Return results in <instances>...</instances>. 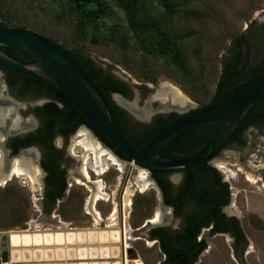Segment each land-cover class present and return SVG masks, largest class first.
<instances>
[{"label": "rangeland", "instance_id": "1", "mask_svg": "<svg viewBox=\"0 0 264 264\" xmlns=\"http://www.w3.org/2000/svg\"><path fill=\"white\" fill-rule=\"evenodd\" d=\"M65 1L0 0V18L4 19L6 16L13 26L26 25L28 30L90 54L98 64L132 88L130 97L117 99L124 103L125 108L127 102L147 111L146 115L132 111L136 121H146L149 115L158 113L157 101L167 104L170 94L168 92L171 90L189 101L188 109L207 104L220 79L223 60L230 54L234 40L242 34L246 36L244 42L247 41L250 48L253 44L247 68L254 67L264 57V45L255 43L253 38L254 30L260 23L259 17H264V0H174L176 12L173 16V31L178 38L179 49L186 59V70L143 52L135 43L127 28L124 13L114 0H106L109 3L107 15L100 20L97 28H90L84 36L77 33L74 17L66 15L58 18ZM165 3L166 0H144V9L151 16L158 18L166 9ZM4 77L1 70L0 80ZM2 85L0 83V97H4V100L9 98L11 101L5 105V114L13 109L16 115L12 117L9 114V118L32 121L34 125L30 131L36 130L37 117L32 109L47 102L48 98L36 97L33 93L19 97L16 92L13 94L4 87L3 82ZM82 128L91 134L87 127L81 126L69 137V147L80 157L74 160V166L69 170V180L73 182L69 197L63 202H58L52 214L57 215V218H40L38 198L41 197V178L32 182L23 177L24 175L12 176L4 184H0V231H100L119 229L123 221L129 236L126 241L133 249L131 257L135 260L140 258L144 264H157L164 256L159 244L148 237L149 229L153 226H143L148 220L170 210L162 208L161 195L149 177L148 170L144 167L136 168V163L129 161L122 163L121 169L118 165L111 164L105 173L97 174L93 168L95 160L91 155L89 158L85 149L77 144V134ZM56 140L60 141V137L57 136ZM245 141L243 147L234 150L232 159L220 158L217 165L231 187L232 197L227 207L236 211L246 235L247 245L245 249L235 251L228 235H212L207 238L208 247L201 253L196 264H264V183L259 178L260 174L255 172L257 169H264V132L251 129L246 132ZM101 146L104 147L102 144ZM104 148L112 153L110 149ZM30 150L36 152L35 147ZM87 158L91 183L80 176ZM35 163V167L39 169L38 162ZM140 170L146 171L149 178L145 182L144 190H141L139 185ZM126 174L127 178L124 179ZM250 175L253 179H248ZM98 188L104 193V198L95 202L94 196ZM127 195L131 198L130 204L126 201ZM115 207L117 212L113 216ZM94 211L101 214L99 219ZM56 220H61L64 224L61 225ZM173 222V219L169 220L172 227L175 225ZM97 243L99 241L70 245H21L12 246L10 250H19L23 255L25 249L31 252L46 248L67 250L80 245L98 247L100 244ZM1 249L2 261L5 262L8 260L5 235L2 236ZM134 259H127V264H134ZM42 260L28 261L21 256L20 261L11 263L76 264L92 261L105 264L113 258L68 259L65 251L61 260ZM66 261L67 263H64Z\"/></svg>", "mask_w": 264, "mask_h": 264}, {"label": "trees", "instance_id": "2", "mask_svg": "<svg viewBox=\"0 0 264 264\" xmlns=\"http://www.w3.org/2000/svg\"><path fill=\"white\" fill-rule=\"evenodd\" d=\"M114 1L122 9L127 28L131 32L135 43L143 52L162 58L166 62L176 65L182 70L187 69L186 59L179 49V41L173 31V16L176 12L174 0H166V9L158 18L151 16L145 11L144 0ZM108 5L109 3L106 0H66L62 10L58 13V18H62L66 15L74 17L76 19L77 33L80 36H84L90 28H97L99 26L100 20H103L107 15ZM10 21L11 20L6 16L4 19L0 18L1 25L27 29L25 27L26 25L22 24L13 26L10 24ZM261 30L264 34V27ZM47 37L65 50L97 85L106 99L114 126L133 146L140 147L144 145L160 129L185 115H178L172 112L168 115L157 116L152 125L140 123L139 126H136L135 121L128 116L126 110L112 99L113 92H118L125 97H129L132 92L131 87L125 81L98 64L90 54L80 49L69 48L53 40L51 37ZM245 37L246 36L242 34L241 37L234 40L230 48V54L223 60L222 73L211 100L207 104L191 109L186 114L209 108L221 102L223 99L249 85L264 73V57L263 60L254 67L250 69L247 68V62L250 59L252 50L247 41L244 42ZM244 46L246 47L245 50ZM1 49L11 57L19 60L33 59L31 53L24 49L12 46H1ZM3 71L9 88L16 92L19 97L33 93L36 97L48 98L47 102L43 105L34 107L32 110L33 113L41 119V122L40 126L35 131L36 133L29 134L27 140L23 142L25 145L38 142L43 144L44 148L47 149L49 148L48 143L57 133L66 136L74 132L82 124H87L91 127L85 117L74 108L71 100L62 91L42 81L11 71ZM260 114L262 117L264 116V93L256 99L243 115L236 130L238 134L237 138L242 140L241 132L243 129L250 123L259 122L261 119V117H259ZM217 125V122H209L183 130L167 149L162 152V155L174 159H194L201 157L209 149ZM92 129L106 145L114 148L102 134L94 128ZM224 135L225 131L221 133L219 140H221ZM115 150L121 157L130 160L118 149ZM49 151L51 153L54 152L52 149H49ZM50 152L47 153L50 161H45L44 166L49 171V191H51V199L54 201L57 194H60L64 189L66 182L63 176L64 172L54 164V159L51 157ZM153 171L155 173V180L166 188L164 183L165 180L162 178V174L165 170L153 169ZM185 171L189 174V172H192V168L186 169ZM205 175L206 171L202 170L200 173H197V176H194V180L192 179L193 177L191 178L189 175L186 176L189 188L197 190L198 186L207 185V177H205ZM195 182H197L198 186L195 185ZM184 189L187 188L184 187L181 191ZM210 189L213 190V186ZM171 196L170 193H166V200L169 199L168 201H172L173 198H170ZM51 208L53 207H50L47 211L48 213ZM234 222L235 224L232 225L234 232L238 236L240 235V240L238 241H246V235L240 221L235 218ZM161 238V248L169 253L168 263L180 264L176 263V261L178 260V256L182 255L183 249L175 247L173 243H169L166 237L161 236ZM198 252L196 254H198ZM195 257H197V255Z\"/></svg>", "mask_w": 264, "mask_h": 264}, {"label": "water", "instance_id": "3", "mask_svg": "<svg viewBox=\"0 0 264 264\" xmlns=\"http://www.w3.org/2000/svg\"><path fill=\"white\" fill-rule=\"evenodd\" d=\"M1 46H12L24 49L31 53L33 59L19 60L11 57L1 49ZM11 71L26 77H30L57 88L62 91L73 103L74 108L79 111L88 123L102 134L116 149L127 156L131 161L142 163L146 167L157 170H180L191 168L199 165L209 167L211 176L215 181V166L212 164L219 152L229 143L235 130L237 129L243 115L256 101V99L264 93V73L249 85L234 93L233 95L223 99L221 102L193 113L185 114L173 122L169 123L158 132H156L144 145L140 147L130 144L113 124L106 99L97 85L82 69V67L61 47L48 37L32 30L9 27L0 24V71ZM4 87L6 84L4 83ZM123 96L118 92L112 93L114 101L121 106L117 97ZM168 102V101H167ZM190 107H178L173 100L169 104L160 102L159 110L156 112L168 113L177 111L182 113ZM1 117L5 123L9 119L10 111L5 114V108H1ZM16 112L14 111V115ZM152 115H149L150 120ZM11 117V116H10ZM20 119V118H19ZM217 122L218 125L214 131L213 139L208 151L201 157L194 159H174L165 157L162 152L173 142V140L185 129L204 123ZM82 127H86L83 125ZM3 136L0 138V144L3 145V138L11 132H23L27 128L19 127L14 130L4 128ZM226 129L224 138L218 142L221 132ZM9 131V132H8ZM118 158V156H116ZM41 169V168H40ZM6 173L10 172V167L3 165ZM81 178L86 180L82 174ZM89 182V180L87 181ZM91 183V182H90ZM222 185L230 186L227 181H223ZM237 215V213L235 212ZM238 216V215H237ZM56 219V216L49 217ZM99 219V218H97ZM56 222L63 225L61 220ZM147 224L155 226V222L147 221ZM125 224L121 221L119 229L111 230H94L79 229L74 231H34V232H10L0 231V264H12L18 262L23 256L24 260H61L64 252H67V258H113L105 264H127V259L133 260V249L128 245L125 247ZM6 236L8 247V260L2 261V236ZM88 241H99L98 247L94 245H80L74 248L63 250L58 249H35L31 252L25 249L23 255L16 249L10 247L27 246V245H51V244H83ZM128 244V243H127ZM62 264V263H58ZM78 264H97L90 261L89 263ZM132 264V263H129Z\"/></svg>", "mask_w": 264, "mask_h": 264}, {"label": "flooded vegetation", "instance_id": "4", "mask_svg": "<svg viewBox=\"0 0 264 264\" xmlns=\"http://www.w3.org/2000/svg\"><path fill=\"white\" fill-rule=\"evenodd\" d=\"M259 25H257V28L254 30V40L255 43H260L261 46L264 45V34L262 33V28L264 27V17H259ZM252 44V43H251ZM251 48H253V44L251 45ZM3 71V69H2ZM4 72V71H3ZM5 76V73H4ZM2 82L6 84V88H8L11 92L12 91L7 82L6 78L0 80L1 86ZM132 91V88H131ZM122 95V94H121ZM121 97V96H119ZM130 97V96H129ZM118 98V97H117ZM123 99H126L125 96H122ZM113 99V98H112ZM114 100V99H113ZM11 102L9 98H6L4 100V97H0V110L1 108H5L6 106L3 103ZM160 106V101H157ZM125 106L120 107L124 108L128 114L129 117H131L135 121V125L139 126L140 123L146 124V125H152L154 124V120L157 118V116L160 115H168L169 113L175 112L178 115L186 114L191 109H187L186 111L179 113L177 111H171L168 113H155L152 115L150 120L146 119V121H136L135 116L133 115L132 111H135L136 113H140L141 115H146L147 111L141 108H136L130 103L128 104L125 102ZM128 104V105H127ZM43 105V104H42ZM129 108V109H128ZM136 108V109H135ZM33 110V109H32ZM11 116H14V110L11 109ZM1 113V111H0ZM37 117V128L40 126L41 119ZM17 117V116H16ZM259 117L263 119L262 115L260 114ZM3 117L0 115V120ZM19 119V118H15ZM15 119L9 118L6 122V124H2L4 122H0V138H2L3 131L5 129H2L3 127L7 128L8 124L14 125ZM259 120V122L250 123L247 125L243 131L241 132V139L238 137V134H233L232 138L230 139L229 143L219 152V154L215 157L213 161V165L215 166L216 173H215V181H213L211 176V170L209 167L204 165H199L192 168V172L189 174L186 169L190 168H184L180 170H165L162 174L163 180H165L166 188L163 187L161 183H158L154 178V171L151 168L146 167L142 163H136V168L138 167H144L149 172V177L154 182L155 186L157 187L159 194L162 198V208L169 209L168 212H163L161 215V219L158 221L159 223L149 229L148 237L151 240H154V242H157L159 244L160 250L163 254V259L160 260L157 264H169L168 258L169 253L168 251H165L161 248L162 244V238L166 237L167 241L169 243H173V245L177 248H182V255L178 256V260L176 263L180 264H196L198 261L199 256L201 253H203L207 247H208V237H211L212 235H228L233 244V248L236 250H239L241 248L245 249L247 245L246 241H238L240 240V235L238 236L234 232L233 224H235L234 219L237 218L239 220V217L235 214L234 209H229L227 206L230 203L231 200V187L222 185L223 181H227L225 179L223 171L218 167L217 161L218 159H232L234 150H237L244 146L245 144V134L248 131L254 130L257 132H264V119ZM4 121V119H3ZM240 124V123H239ZM24 127L26 126V130L23 132H11L8 133L5 138H3V145L0 144V156H2V160L4 165L9 166L11 169V165L13 164V160L17 157L21 158L24 153L29 152L28 158L31 161V163L34 165V163L38 162V167L40 170L39 178H41V197L38 198L40 200V211L41 215L40 218L46 219L52 215L53 212L57 208L58 202L65 201L71 192V187L73 186V182L69 180V170L74 166V160L77 159V157H80L76 155V153L73 151L72 148L69 147V137L74 134L77 129L83 125H86V127L89 129L90 133L96 137V139L107 149H110V151L113 153V155L116 157L118 156V159L122 163H127L131 160H127L123 157H121L117 152L116 148H111L108 145H106L96 134V132L89 127L87 124L80 125L74 132L71 134H68L64 136L63 134L57 133L52 140L48 143L49 148H44V145L38 142H32L30 144L25 145L23 142L27 140L28 135L32 133H36L37 130H32L34 123L26 121L24 122ZM239 126V125H238ZM238 128V127H237ZM14 130V128L12 129ZM29 130V131H28ZM223 131L226 132V129ZM222 131V132H223ZM9 132V131H8ZM221 132V133H222ZM236 134V135H235ZM221 135V134H220ZM60 137V141L56 140V137ZM225 136V135H224ZM220 137V136H219ZM224 138V137H223ZM222 138V139H223ZM221 139V140H222ZM221 140L218 139V142ZM244 141V142H243ZM263 149H264V142ZM211 145V144H210ZM31 147H35L36 152L30 150ZM49 149H52L54 152H50ZM167 149V148H166ZM208 151V150H207ZM51 154V157L54 159V164L57 165V167L62 170L66 185L62 192L60 194H57L56 198L51 199V191L50 190V181H49V171L45 168L44 162H49L50 158L47 156V153ZM34 155V156H33ZM117 158V157H116ZM80 159V158H79ZM262 159H264V154H262ZM33 160V161H32ZM81 161V159H80ZM41 168V169H40ZM202 170L206 171L205 177H207L206 184L204 186H198L197 182H195L198 187L196 189H190L188 186V180L186 179V176H190L194 180V176H197V173H200ZM255 172H258L260 174V179L264 183V169H257ZM208 173V175H207ZM83 173H80V176ZM84 175V174H83ZM124 179L127 178V174L123 177ZM79 182V180H77ZM90 182V181H89ZM81 183V182H79ZM210 186V187H209ZM213 186V190L210 188ZM187 188L181 191L182 188ZM99 189V188H98ZM69 193V194H68ZM166 193H170L172 196L170 198H173L172 201L166 200ZM104 198V197H103ZM96 197L94 196V201L97 202ZM51 208L50 212L47 211ZM95 210V208H94ZM97 211H94L95 216H97ZM173 219L175 222V225L172 227L169 223V220ZM151 221V219L149 220ZM173 222V223H174ZM199 251V252H198ZM198 252V254H196ZM197 255V257H195ZM134 261H136L134 259ZM135 264V263H134Z\"/></svg>", "mask_w": 264, "mask_h": 264}, {"label": "bare ground", "instance_id": "5", "mask_svg": "<svg viewBox=\"0 0 264 264\" xmlns=\"http://www.w3.org/2000/svg\"><path fill=\"white\" fill-rule=\"evenodd\" d=\"M168 93H170L169 94V102L170 103L173 100V102L178 107H185V106H188L190 104L186 98L177 94L175 91L171 90V92H168ZM118 100L121 101L120 99H118ZM169 102L167 104H169ZM3 104L7 105V103H3ZM14 121H15L14 125L8 124L7 129L12 130L13 128L16 129L19 127H24V125H23L24 121H21L20 119H15ZM0 122L5 123V121H3V118L0 120ZM6 123H9V122H6ZM2 129H4V127ZM77 137H79L77 144L82 146L83 149H85L86 153H88V156L91 155L93 157V159L95 160V162H94L95 165L93 166V168L95 169L97 174L100 175V174L105 173L109 169L111 164L118 165V168H120V169L123 167L122 162L118 158H116L112 153H110L108 150H106L104 147H102L101 144L97 141V139H95V137H93L91 134H89L85 129H83V128L80 129L78 134H77ZM28 154H29V152L24 153V155H22L21 158H19V157L15 158L13 160L14 163L11 165L12 167H11L9 173L4 172V170H3L4 163L2 160V156H0V184H4L12 176H23L24 175L23 177L29 178V180H31L32 182H37L39 180L40 170L37 169V167H35V165H32L31 161L27 157ZM106 155L107 156L109 155V156L107 157ZM91 156H89V158ZM89 158H87L85 160L84 167L82 168L83 169L82 172L84 173V176L87 179V181L91 180V176H90L89 171H88V160H89ZM110 161H111V163H110ZM138 178L140 180L139 181L140 188H141V190H144L146 187L145 182L148 181V179H149L147 172L144 170H140L139 174H138ZM248 179H253V178L250 175L248 177ZM102 194H104V193L101 191V189L100 188L97 189L96 194H95L96 199L103 198ZM129 197L127 195L126 201L130 204L131 198H129ZM116 212H117V208L115 207V209L113 211V216L116 215ZM98 213H97V218H100L101 214H98ZM160 219H161V216L157 215L155 218L151 219V222H157ZM126 238H127V232L125 231V239ZM127 246H128V244L126 241L125 247H127ZM135 264H144V262L139 258L138 260L135 261Z\"/></svg>", "mask_w": 264, "mask_h": 264}, {"label": "crops", "instance_id": "6", "mask_svg": "<svg viewBox=\"0 0 264 264\" xmlns=\"http://www.w3.org/2000/svg\"><path fill=\"white\" fill-rule=\"evenodd\" d=\"M42 261H46V260H42ZM82 261H84V260H82ZM35 262H31V264H34ZM64 263H67V261L66 262H64ZM36 264V263H35ZM40 264V263H39ZM41 264H45V263H41ZM76 264H78V263H76ZM129 264V263H128Z\"/></svg>", "mask_w": 264, "mask_h": 264}, {"label": "built area", "instance_id": "7", "mask_svg": "<svg viewBox=\"0 0 264 264\" xmlns=\"http://www.w3.org/2000/svg\"><path fill=\"white\" fill-rule=\"evenodd\" d=\"M131 162L135 163L134 161H131Z\"/></svg>", "mask_w": 264, "mask_h": 264}]
</instances>
